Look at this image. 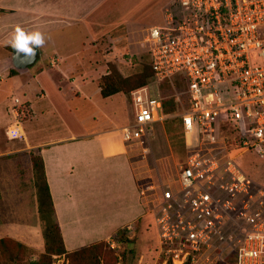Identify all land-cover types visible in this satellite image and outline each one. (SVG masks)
I'll list each match as a JSON object with an SVG mask.
<instances>
[{"label":"built area","instance_id":"1","mask_svg":"<svg viewBox=\"0 0 264 264\" xmlns=\"http://www.w3.org/2000/svg\"><path fill=\"white\" fill-rule=\"evenodd\" d=\"M145 44L153 82L131 92L123 139L145 144L168 118L188 136L176 184L159 179L147 189L156 194L148 203L161 253L173 264H264V180L242 168L228 143L233 136L264 164V0H175ZM171 98L175 113L166 112ZM11 133L22 136L16 124ZM136 229L132 222L122 231ZM112 240L115 247L119 236Z\"/></svg>","mask_w":264,"mask_h":264},{"label":"crops","instance_id":"2","mask_svg":"<svg viewBox=\"0 0 264 264\" xmlns=\"http://www.w3.org/2000/svg\"><path fill=\"white\" fill-rule=\"evenodd\" d=\"M64 7L65 0H0V29L8 31L19 26L45 33L71 19V12ZM40 50L41 55L45 53ZM77 53L61 57H79ZM93 73L94 69L85 71L84 67L74 73L64 65L59 71L41 67L0 79V86L9 80L12 87L27 92V122L32 123L19 129L28 144L23 150H39L44 159L56 217L70 252L107 240L128 223L142 220L145 205L154 195L147 191L148 187L166 178V170L164 166L162 171L159 169L154 149H159L162 161L172 159V163L166 164L173 170L180 165L174 153H167L165 147L164 151L161 149L160 143H169L164 123L155 124L145 144L123 139L122 128L132 121L128 117V100L124 93L104 97ZM77 96L90 100L94 108L91 114L85 115L77 106ZM181 135L187 154L188 136L183 128ZM11 153L17 152L3 151L1 147L0 161ZM100 189L101 199L96 200ZM143 191L150 195L147 197ZM0 226H4L2 221ZM3 229L6 233L5 226ZM95 232L102 235L95 238Z\"/></svg>","mask_w":264,"mask_h":264},{"label":"rangeland","instance_id":"3","mask_svg":"<svg viewBox=\"0 0 264 264\" xmlns=\"http://www.w3.org/2000/svg\"><path fill=\"white\" fill-rule=\"evenodd\" d=\"M174 1L65 0L64 8L67 12H71V19L63 20L52 30L49 28L45 33L42 32L46 42L41 48L45 53L42 52L34 64L22 69L14 65L13 55L16 50L9 44L14 29L8 31L0 29V79L12 76L11 71L13 69H17L19 71L17 73L24 74L41 67L50 68L51 71L54 69L59 71L64 65L74 73L82 67L85 71L94 69L93 77L98 84H102L105 78L116 70L124 78H128L140 72L143 64L148 61V51L145 44L147 32L153 25L164 21L166 9ZM13 16L9 15L8 17ZM23 29L26 30V27ZM52 38L59 42H53ZM70 52L73 54L78 52L79 57H61ZM7 84L2 83L0 86V148L2 147L3 151L17 153L4 155L0 161V187L2 190L0 194V221L6 227L8 236L21 242L23 260L18 264H31V261L38 259L45 252L47 243L45 224L40 215L42 206L35 180H33L34 170L31 157L33 150H23L28 145L24 135L16 137L15 133L8 134L9 127L13 124H16L18 129L23 124L31 125L32 122H27L30 104L25 97L26 91L21 90V87H12L14 85H11L9 80ZM122 95L128 100V117L133 120L135 108L132 103V93ZM64 96L66 97L65 94ZM76 99L77 106L81 107L85 115L94 111L92 103L86 97L80 96L79 98L77 96ZM71 104L76 106L74 102ZM7 119L9 120L7 121ZM163 127L169 138V143L166 144L165 141L160 143L162 144L161 149L163 150L165 147L167 153H174L178 164L185 162V139L181 135L183 128L181 120L168 118ZM19 132L21 133L20 130ZM156 141H158L157 138ZM154 150L159 169L162 171L164 166L166 170L164 173V175L166 174L165 181L176 184L180 165L178 169L176 168L177 170H173L169 164H166L172 163V159L162 161L159 149ZM235 152L233 155L242 168L253 178L263 181L264 164L259 157L253 151L238 149ZM164 162L166 165H163ZM158 183H155V186ZM111 187L109 190H112ZM94 195L97 196V193ZM101 195L100 189L99 195L95 199H101ZM103 197L110 200L108 197ZM155 197L156 194L149 199ZM110 202L115 203L112 200ZM147 204V206L145 205V215L135 234L126 235L123 238L122 233H117L105 240L108 245L107 248L113 250L110 253L112 264L168 263L166 257L161 253L158 227L154 216L150 213L151 206L149 203ZM101 233L95 232L93 235L97 238V236L102 235ZM117 235L119 241H116V246L113 247L111 245L113 243L112 238ZM5 257L4 255L0 256V264H16L10 260L8 255ZM211 258H215V254ZM217 263V261L211 263L209 259L203 257L198 264ZM53 264H70V260L65 254H54Z\"/></svg>","mask_w":264,"mask_h":264},{"label":"trees","instance_id":"4","mask_svg":"<svg viewBox=\"0 0 264 264\" xmlns=\"http://www.w3.org/2000/svg\"><path fill=\"white\" fill-rule=\"evenodd\" d=\"M148 61L143 64V68L140 72L133 74L128 78H124L117 70L113 71L107 76L100 86L102 87V95L109 97L114 94L124 93L129 94L134 89L150 85L153 82L154 71L151 64V58L148 54ZM17 69L11 71V75L17 73ZM170 85H163L162 91L165 95H169L173 90L169 87ZM166 112L175 113L178 111V107L175 105L173 98L165 101ZM234 130V129H232ZM231 133L233 131H230ZM237 137V136H236ZM234 137L228 139L229 147L232 154H235L236 150L243 149L242 145L233 140ZM34 180L38 189L39 200L41 204L40 215L45 224V238L47 239L46 250L40 255V257L31 264H53L54 254H65L70 260V264H112L110 256L113 250L109 247L105 240L96 242L94 244L82 247L75 251H68L63 235L60 230V226L56 217L54 202L50 191V186L47 181L44 159L39 153V150H33L31 152ZM141 220L136 221V227L138 229ZM118 233H122L124 238L125 234L122 230ZM0 256H9L10 260L16 264L23 260V248H21V242L10 238L6 233L3 232L0 226ZM7 258V259H9ZM234 257H231L227 261H219L217 264H233ZM104 261V262H103ZM167 264H173L171 260ZM185 264H191L190 261Z\"/></svg>","mask_w":264,"mask_h":264},{"label":"clouds","instance_id":"5","mask_svg":"<svg viewBox=\"0 0 264 264\" xmlns=\"http://www.w3.org/2000/svg\"><path fill=\"white\" fill-rule=\"evenodd\" d=\"M46 42L44 34L39 30L26 31L16 26L11 33L9 44L17 53H24L28 60L35 57L36 49Z\"/></svg>","mask_w":264,"mask_h":264},{"label":"water","instance_id":"6","mask_svg":"<svg viewBox=\"0 0 264 264\" xmlns=\"http://www.w3.org/2000/svg\"><path fill=\"white\" fill-rule=\"evenodd\" d=\"M41 55V50L40 48L36 49V54L35 57L32 58L31 60H28L25 57L24 53H17V51H15L14 55H13V63L17 68H27L28 66H30L31 64H34L38 58Z\"/></svg>","mask_w":264,"mask_h":264}]
</instances>
